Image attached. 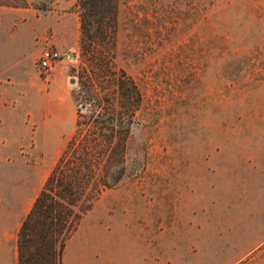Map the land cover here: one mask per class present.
I'll use <instances>...</instances> for the list:
<instances>
[{"label": "rangeland", "instance_id": "374dc122", "mask_svg": "<svg viewBox=\"0 0 264 264\" xmlns=\"http://www.w3.org/2000/svg\"><path fill=\"white\" fill-rule=\"evenodd\" d=\"M75 1L0 2L2 159L33 198L74 131ZM114 60L142 92L126 170L80 206L63 264H264V0H118Z\"/></svg>", "mask_w": 264, "mask_h": 264}, {"label": "trees", "instance_id": "16d2710c", "mask_svg": "<svg viewBox=\"0 0 264 264\" xmlns=\"http://www.w3.org/2000/svg\"><path fill=\"white\" fill-rule=\"evenodd\" d=\"M75 6L80 62L72 92L74 131L20 225L17 264H63L80 206L125 174L126 149L142 101L137 80L114 60L118 0H76Z\"/></svg>", "mask_w": 264, "mask_h": 264}, {"label": "crops", "instance_id": "0c3cea01", "mask_svg": "<svg viewBox=\"0 0 264 264\" xmlns=\"http://www.w3.org/2000/svg\"><path fill=\"white\" fill-rule=\"evenodd\" d=\"M12 108V100L0 82V264H17L18 230L34 200L27 180H19L17 162L8 157L2 159V156L18 154Z\"/></svg>", "mask_w": 264, "mask_h": 264}, {"label": "built area", "instance_id": "2783aa9c", "mask_svg": "<svg viewBox=\"0 0 264 264\" xmlns=\"http://www.w3.org/2000/svg\"><path fill=\"white\" fill-rule=\"evenodd\" d=\"M60 57V53L56 49L50 47H45L40 50L38 55V64L43 68L50 67L51 64Z\"/></svg>", "mask_w": 264, "mask_h": 264}, {"label": "water", "instance_id": "95a60500", "mask_svg": "<svg viewBox=\"0 0 264 264\" xmlns=\"http://www.w3.org/2000/svg\"><path fill=\"white\" fill-rule=\"evenodd\" d=\"M70 80H71L72 82L74 81V79H73V78H71Z\"/></svg>", "mask_w": 264, "mask_h": 264}]
</instances>
